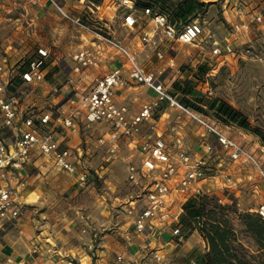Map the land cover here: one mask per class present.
I'll return each instance as SVG.
<instances>
[{"label":"built area","instance_id":"1","mask_svg":"<svg viewBox=\"0 0 264 264\" xmlns=\"http://www.w3.org/2000/svg\"><path fill=\"white\" fill-rule=\"evenodd\" d=\"M48 1L62 19L75 29L91 34L97 41L93 45L81 47L71 55L73 74L79 75L90 67H98L102 45L125 58L123 69L126 71L113 69L97 78L88 91L69 96L61 106L52 104L38 111L36 107H23L21 99L44 81L51 52L46 48H37L25 59L21 66L23 71H19L21 67L9 69L5 63L0 65V111L3 126L15 129L16 132L12 144L0 141L2 226L19 217V202L11 187L12 176L15 171L29 164L35 153L50 159L59 170L75 175L80 185L87 184L90 174L83 162L85 154L80 148L73 150L66 143L68 137L65 136L76 132L81 125H102L105 128L97 143L105 147L107 163L118 157L123 141L130 149L137 150L138 156L126 162V173L127 181L141 190L142 205L133 220V230L123 234L126 246L132 244L135 236L145 240L163 231H169L176 243L184 242L185 233L177 225L182 204L190 197L209 195L214 186L228 188L231 184L227 174L208 173L209 155L216 151V146L225 151L229 161H243L250 165L264 181V159L232 138L225 129L229 125L181 103L160 80V72L156 74L147 70L138 62L134 51L112 34L87 22L82 13L68 12L55 0ZM245 6L241 0H223L222 8L223 12L226 10L224 13L228 11L233 16L234 13L241 14ZM95 8L99 11L101 7ZM108 8L113 14L121 10L124 26L130 29L135 27L139 19L135 0H110ZM140 13L153 23V27L142 31L140 42L144 46H153L159 61L173 63V58L167 59L166 53L157 46L155 37L158 33L163 39L182 45L195 46L205 39L204 27L198 18L184 24H175L170 22L166 14L156 12L150 6L142 7ZM253 20L258 24L264 22V9L255 12ZM230 24L238 30L239 27H248L247 23ZM224 41V45L213 41L211 54L227 62L228 57L235 56L236 49L227 38ZM16 76L20 77L21 83L14 91H10L8 86ZM131 85L144 86L154 94L135 114H130L129 108L116 100L117 91ZM203 91L210 93L207 85ZM163 102L177 112V120H187L199 126V147L203 154L188 151L179 137L169 140L157 129L155 115ZM147 127L149 130H145ZM209 137H213L215 144L208 140ZM175 207L177 211H174ZM255 213L264 218V203L259 204ZM39 250L40 245H32L33 252ZM155 257L160 258L158 253H155ZM122 261V255L117 254L111 264H121ZM43 264L56 262L49 256Z\"/></svg>","mask_w":264,"mask_h":264},{"label":"rangeland","instance_id":"2","mask_svg":"<svg viewBox=\"0 0 264 264\" xmlns=\"http://www.w3.org/2000/svg\"><path fill=\"white\" fill-rule=\"evenodd\" d=\"M34 1L0 0V19L2 20L0 53L7 58L8 62L17 63L16 67H21L25 59L37 47L42 46L51 52L53 58L60 59L63 68L70 73L71 55L79 48L77 32L65 23L57 9L48 0ZM40 1L43 6L39 5ZM55 1L62 6L60 0ZM97 1L98 3L83 0L80 12H83L87 22L93 24L94 27H100L104 32L115 31L114 36L120 41L125 39L126 29L122 25L123 12L120 10L112 14L108 8L110 0ZM241 1L246 5L241 14L234 13L230 16L228 11L224 13L226 10L223 12V0H218L205 5L202 11L178 23L184 24L198 18L200 24L205 27V39L195 46L180 45L179 50L167 51L168 54L172 53L175 56V63L170 67L172 75L165 85H169L170 91L177 94L178 99L185 95L197 105L200 104L194 97L183 94L181 90H175L173 83L177 81L182 84L185 80H189L197 91L204 90V86L207 85L210 93L206 94L205 99L218 98L224 101L244 114L252 127L264 133V22L258 24L253 20L254 13L264 9V0ZM84 5L90 6L92 10L84 8ZM211 5L212 10L209 11ZM95 6L102 7L97 11ZM64 8L68 12L78 13ZM97 16L100 20L96 18ZM5 17L11 19L7 20ZM228 21L237 23V25L247 23L248 27L247 29L239 27L238 30ZM133 36L134 33H131L128 38ZM225 38L236 49L235 56L228 57L227 62L211 54L213 41L224 45ZM107 52L109 55L113 54L111 60L106 58L104 62L110 65L118 54L114 51ZM149 52L153 55L151 64L159 61L155 56V51ZM143 60L138 59L139 63L149 70L150 64ZM104 63L101 61L96 70L100 72ZM199 66L207 70V75L203 76L198 73ZM89 70H94V68L90 67ZM66 74L57 76L60 83L64 84ZM205 80H208L207 84L204 83ZM137 95L140 96L142 93L137 92ZM202 105L205 111H209L205 103ZM161 114L156 112V117H161ZM206 115L212 117L209 113ZM167 117L171 115H166ZM171 125L173 126V121L170 122L164 137L169 140H174L176 136L180 137L188 151L203 154L199 147L200 142H196L191 130L187 133L183 131V128L181 130L183 133L177 134L172 131ZM233 127V129H225L238 142L243 139L241 132L249 135L251 140L242 143L248 149L253 147L254 143L258 144L257 152L254 151V153H258L260 147H264V141L259 136L237 126ZM85 136L92 152V156H89L85 162L90 174L88 183L85 185L74 183L71 176L59 171L60 180L53 184L51 198L40 200L35 207L38 210L35 214L28 216L32 219V236H35V244L44 242L53 244L54 242L57 248L64 247L70 252L67 259L72 264H89L81 263L88 256L91 258V264H101L102 262L98 260L105 250L103 245L108 242L105 237H109L113 238V243L123 246L118 250L123 256V264H192L194 256L203 252V248H199L201 242L197 235L198 232L189 223H183V231L186 233L182 243H176L174 239H171V245H164L166 240L163 239V232L161 240L159 236L154 243L145 247L141 244H136V247L125 245L123 234L133 230V220L142 205L141 190L127 181L123 151L118 153L117 158L107 163L104 148L96 141L97 131H93L92 127L86 125L80 131V137L84 139ZM194 142L197 144L196 147ZM218 148L216 146V151L209 155L210 171L208 173L227 174L231 179V184L228 188L214 186L215 188L209 195L216 193L213 196L220 199V203L237 212H253L247 210L256 208L259 204L260 185H264V181L253 170L247 173L246 170H250V165L243 161H229L225 151ZM260 154L264 152L260 151ZM220 160H222L221 165H219ZM245 176L251 177L246 179ZM177 210L175 207L174 211ZM234 224L238 231L242 230L237 219H234ZM189 238L190 241L187 243ZM240 238L247 248L251 251L255 250L250 238L244 235H240ZM155 253H158L159 259L155 257ZM109 256H113V252ZM0 264L14 263L2 260Z\"/></svg>","mask_w":264,"mask_h":264},{"label":"crops","instance_id":"3","mask_svg":"<svg viewBox=\"0 0 264 264\" xmlns=\"http://www.w3.org/2000/svg\"><path fill=\"white\" fill-rule=\"evenodd\" d=\"M42 1L39 2L40 6H43L41 5ZM60 1L62 2L63 8L66 7V8H69V10L71 11H77L78 13H83L82 11L80 12V10L82 9L83 0H60ZM138 1H141L144 3L148 2V0H138ZM170 1L177 2L181 0H170ZM199 1L206 2V3H209V2L213 3L218 0H199ZM153 7L159 12L160 5L153 4ZM84 8L91 9L90 6L88 5H84ZM210 10H212V5L209 8V11ZM140 11H141V7L137 6V15L139 19L133 29L125 27L122 21V25L126 29V37H124L125 39L121 40V42L127 45L131 49V51H134L136 53L137 60L141 58V60L144 59L143 61H146V63L150 64V66H148L149 71L153 70V72H158V73L160 72V76H159L160 80L165 84L169 80L170 76L172 75V72L170 71V67L172 66V64L175 63L174 62L175 56H173L172 53L168 54L167 51H176V49L179 50L180 48L179 46L182 44L165 40L163 39L161 34L158 33L155 37L157 46H159L160 50L166 53L165 55L167 59L173 58V63L169 64L167 60H164V61H156L155 64H151L153 55H151L150 54L151 52L149 51H154V47L151 46L150 44L145 45V46L142 45L140 42V37L144 29H149L153 27V23L149 21L146 17H144L140 13ZM110 18L112 19L113 17H110ZM5 19L10 20L11 18L5 17ZM1 22L2 20L0 19V24ZM65 23L67 22L65 21ZM67 24L70 25L69 23ZM103 24L106 25V23H103ZM70 26L77 32L76 37L78 39L79 48L76 49L75 51L79 50L81 47L90 46V45L97 43V41H95V39L93 38L91 34L79 31L75 29L72 25ZM204 31H205V27H204ZM131 33H134V36L131 38H128V35ZM109 34H112L114 36L115 31H111ZM117 36L119 37L120 35H117ZM40 47L44 48L42 46ZM40 47H37V48H40ZM36 49L34 51H36ZM34 51L32 53H34ZM99 51H101L99 55L100 62L103 61L104 63L106 58H108L109 60L113 58L112 57L113 54L112 55L110 54L111 55L110 56L107 52V51H112L111 49L102 45ZM142 51L144 52L142 53ZM3 63H5V65L9 69L16 67V64H17V63L14 64V63L8 62L7 58L5 56H2V54L0 53V65ZM49 63L50 64L45 72L46 75H45L44 81L40 85H38L36 88L31 90L28 94H26L21 99V105L23 107H26V106L36 107L35 108L36 110L41 111L44 108H47L52 104H57L61 106L63 105V103L66 101V99L69 96L77 92L84 93L88 91L90 87L94 84L97 78L102 77L103 75L107 74L109 71L113 69H117V68L123 69L125 58L118 55L114 59V61H112L110 65H107L106 63H104V65L100 68V72L97 71L98 70L97 68H99L98 66L94 68V70H89L88 68L79 75H75L71 72V68L73 66L72 61H71V66L69 67L70 73L69 71L67 72L65 68H63L62 62L60 61V59L53 58L52 54H51ZM123 70L126 71V69H123ZM63 73L65 74L67 73L66 74L67 77L65 78L64 84L60 83L59 78L57 77V76H60L61 74L65 76V74ZM70 79L72 83H70ZM166 86L169 89V85H166ZM29 90L30 88H28L27 91ZM137 92H141L142 95L138 96ZM153 97H154V94L150 90H148L146 87L141 86V85L127 86L122 89H119L116 93L117 102L120 104L126 105L129 108L130 114H135L140 109L143 103L150 101ZM157 113L159 114L162 113L161 114L162 116L159 118H157L155 115V122L157 123L156 127L157 129L160 130V132L165 134V132L170 126V122L173 121V126L171 125L172 131H174L177 134H181V132L183 133L184 130L187 133L191 130L194 138H196V142H200L199 126L187 120H185V122L183 120L182 121L177 120V112L174 109L167 107L165 102L161 103L160 108L158 109ZM166 115L168 116L171 115V117L166 118ZM84 126L86 125L79 126L76 132H71L69 133L68 136L67 135L65 136L68 137L66 143L73 150H75L76 148H80L83 151V153L85 154L83 157V162L85 163L87 162L88 157L92 156L91 154L92 152H91V149L89 148L90 144L87 140V137L85 136L84 139L80 137L81 128H83ZM90 127H92L93 131H97V134H98L97 139L105 131V128L102 125H92ZM226 128L233 129L234 127L227 126ZM182 129L183 131H181ZM145 130H149V127H147ZM15 135H16L15 129L6 128L3 126V116L0 111V141H3L7 144H12L15 140ZM241 136L243 137V139L240 143L248 142V140H251L248 137L249 135L247 133L241 132ZM176 138L178 137L176 136L175 139ZM208 140L212 142L213 144H215V140L213 139V137H209ZM194 145L195 147L197 146L195 142H194ZM96 146L98 147V145ZM257 146L258 144L254 143L253 147H251L249 150L252 152L254 151L257 152L256 150ZM103 148L105 151V147ZM121 151L125 153L124 159L126 162L138 156L137 150L130 149L124 141L121 143L120 152ZM260 151L264 152V147H260ZM260 151L254 154H256L261 159H264V154H260ZM59 171L67 174V176L69 175V177L71 176L74 180V183H78L75 175L59 170L53 165L50 159L44 156L38 155L37 153L34 154L29 164L25 165L20 170H17L14 172L12 176L11 187H12L14 194L16 195L18 199L20 214H19V217L15 221L6 223L3 226L0 224V261L2 260L12 261L14 264H43L44 260H46L47 257L50 256L55 260L56 264H72L67 259L70 256L69 255L70 252H68L64 247L62 248L60 247L61 249H64V250L57 248V244L54 242L53 244H48L46 242L41 243V244L37 243L38 245H40L39 252L35 253L32 251V245L35 244V236H32V233H33L32 225L33 224H32V219L28 218V216H30L31 214H35V212L38 210L35 207H37V205L40 203L39 202L40 200H43L45 198L47 199L51 198L50 197L52 196L51 188L54 183L59 182L60 180L59 178L60 176L58 175ZM246 171L247 173L253 172L252 168ZM247 177L248 176H245L244 178L247 179ZM250 177L251 176H249L248 178ZM79 188L80 186L78 187V189ZM260 189H261V194H260L261 196L258 199V201L260 200L259 204L264 203V185H260ZM259 204L257 205V207L259 206ZM257 207L250 208L247 211L255 212ZM163 232H164L163 239L166 240L164 242V245L166 246L171 245L172 238H171L170 232L169 231H163ZM163 232L159 233V235L156 237L145 239V240H143L140 237L135 236L130 247L132 246L136 247L137 245H140V244L143 245L144 247L147 245H150L154 243L155 239L159 236L161 240V235ZM197 235L199 236L200 242H201L199 243V248H203L202 251H204L206 248V244L198 233ZM31 236L34 238H32ZM105 238H106L105 240H107L108 242L105 245H103L105 247V250L102 252L101 256L99 257L100 259L98 261L102 262L101 264H111L113 260L115 259L116 255L121 254L120 252H118V250L121 249V247L123 246L113 243V238L111 239L109 237H105ZM189 241H190V238L187 239L186 242L188 243ZM51 251L52 253H50ZM111 252H113V256L110 257L109 255ZM83 262H87L91 264V258L89 256L85 257L81 263ZM122 262H124V260Z\"/></svg>","mask_w":264,"mask_h":264},{"label":"trees","instance_id":"4","mask_svg":"<svg viewBox=\"0 0 264 264\" xmlns=\"http://www.w3.org/2000/svg\"><path fill=\"white\" fill-rule=\"evenodd\" d=\"M89 1L98 3L97 0ZM153 4L160 5L159 12L166 14L171 23L178 24L186 18L194 16L198 11H202L205 5L212 3L199 0L177 2L148 0L144 3L136 0V6H141V8L150 6L158 12ZM198 70L201 75H207V70L204 67L199 66ZM19 71H23V67ZM20 83V77L16 76L8 89L14 91ZM204 83H208V80H205ZM173 87L175 90H181L183 94L191 95L200 104L193 103L183 95L178 100L184 105L204 114L209 113L225 125L237 126L247 130L264 141V133L252 127L244 114L218 98L205 99L207 93L203 89L198 91L194 89L189 80H185L182 84L176 81L173 83ZM175 95L178 98V95ZM202 103H205L209 111L203 109ZM234 219H237L242 226L241 231L236 229ZM183 223L194 226V230L199 233L206 244L205 250L194 256L192 264H264V218L255 212L240 213L232 210L220 203L219 199L213 195L193 196L182 204V212L177 221V225L182 231L184 230ZM240 235H244L253 241L254 251L247 248Z\"/></svg>","mask_w":264,"mask_h":264}]
</instances>
